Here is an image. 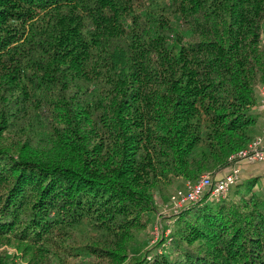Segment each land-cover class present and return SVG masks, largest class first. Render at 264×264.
<instances>
[{"label": "trees", "instance_id": "1", "mask_svg": "<svg viewBox=\"0 0 264 264\" xmlns=\"http://www.w3.org/2000/svg\"><path fill=\"white\" fill-rule=\"evenodd\" d=\"M263 83L264 0H0V239L28 264H264L262 174L147 244L158 193L262 132Z\"/></svg>", "mask_w": 264, "mask_h": 264}, {"label": "built area", "instance_id": "2", "mask_svg": "<svg viewBox=\"0 0 264 264\" xmlns=\"http://www.w3.org/2000/svg\"><path fill=\"white\" fill-rule=\"evenodd\" d=\"M260 92L262 95L261 109L264 121V83L260 87ZM229 159L232 164L221 175L211 174L209 172L203 173L197 180L186 181L185 188H178L170 194L169 200L164 203L162 211L158 214L154 225L157 236L159 231L162 234L165 233L164 235L167 236L166 244L171 239V236H169L171 229L163 228L164 217L169 216L168 221L173 222L172 215L174 213H178L184 209L188 203L201 199L205 193H208L210 198L221 200L226 197L230 186L240 179L242 175V163L264 161V125L260 134L255 136L246 147L232 153Z\"/></svg>", "mask_w": 264, "mask_h": 264}, {"label": "rangeland", "instance_id": "3", "mask_svg": "<svg viewBox=\"0 0 264 264\" xmlns=\"http://www.w3.org/2000/svg\"><path fill=\"white\" fill-rule=\"evenodd\" d=\"M246 164H249V162L242 163V168ZM172 189L173 188H166V189H164L163 194H159V193L157 194L156 200H157L158 206L160 207V212H158V214L161 213L163 205H164L165 201H167V198L169 197V195L171 194ZM165 218H166L167 221H165L163 223V225H164L163 228H166L165 226H167V228L172 229L174 222L168 221L169 218H170L169 216L164 217V219ZM151 234L153 235V237L148 241L147 244L150 243L149 245L155 243L156 240L159 239V237L161 235L165 234V233L162 234V232L159 231V234L157 236L156 232H155V229H152L151 230ZM165 245H166V242H165L164 246ZM63 255L65 256L64 264H99L98 261H96L95 259H90V257H88V256H86V257H83V256H81V257L71 256L70 251L68 249L67 250H63ZM6 256H9L15 262H18V264H28L24 260V258L21 256L20 252L14 246H12L9 243H7L6 240L0 239V257L5 258Z\"/></svg>", "mask_w": 264, "mask_h": 264}, {"label": "crops", "instance_id": "4", "mask_svg": "<svg viewBox=\"0 0 264 264\" xmlns=\"http://www.w3.org/2000/svg\"><path fill=\"white\" fill-rule=\"evenodd\" d=\"M264 175V161L254 162L244 165L242 168V175Z\"/></svg>", "mask_w": 264, "mask_h": 264}]
</instances>
